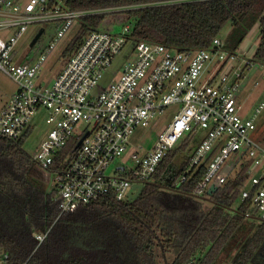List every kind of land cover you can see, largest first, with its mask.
Segmentation results:
<instances>
[{"label":"built area","instance_id":"1","mask_svg":"<svg viewBox=\"0 0 264 264\" xmlns=\"http://www.w3.org/2000/svg\"><path fill=\"white\" fill-rule=\"evenodd\" d=\"M67 1L48 5V0H0V31L13 29L5 37L0 34V69L16 83L15 91L0 108V135L20 138L30 127L32 115L41 107L47 110L49 130L30 157L50 174L59 213L73 211L79 204L108 193L116 199L128 198V193L134 192L132 186L146 184L179 140L197 135L190 165L210 157L194 193L207 196L210 184L218 187L245 163L241 198L250 199L251 208L264 221V145L256 137L264 102L251 115L241 114L238 90L243 73L233 65L236 50L226 49L219 36L213 38L210 47L188 50L132 39L133 58L116 80L92 95L103 70L131 33L129 24L120 31L95 28L65 60L51 83L35 84L41 63L67 28L85 14L109 9H69ZM45 21L59 22L56 37L35 61H16L14 46L28 24ZM257 42L252 45L248 41L253 50L242 56L245 67L256 63L250 58ZM169 105L176 107L171 121L145 153L133 150L134 167L119 165L115 171L122 173H107L113 159L126 150L135 128L147 125L153 115ZM81 120L91 126L77 133L74 128ZM69 143L74 149L64 151ZM46 232L35 233V238L41 241ZM7 256L0 253V264H5Z\"/></svg>","mask_w":264,"mask_h":264},{"label":"trees","instance_id":"2","mask_svg":"<svg viewBox=\"0 0 264 264\" xmlns=\"http://www.w3.org/2000/svg\"><path fill=\"white\" fill-rule=\"evenodd\" d=\"M56 0H48V5ZM69 9L120 8L131 24L129 39H146L188 50L210 47L223 35V46L235 51L258 23V42L250 58L264 65V0H68ZM105 11L79 18L66 44V59ZM59 25V22H57ZM229 25L226 33L224 28ZM263 128L257 139L264 145ZM30 127L18 139L0 135V253L5 264H248L264 261V221L245 223L254 213L241 198L245 167L203 198L194 193L207 160L190 165L195 145L189 136L162 158L150 181L134 198L112 193L59 213L52 186L32 173L35 163L23 149ZM188 148L189 153L179 155ZM74 149L69 143L64 151ZM177 158V159H176ZM182 176L184 179L181 180ZM203 200L210 201L208 209ZM46 232L41 241L35 233ZM235 248V252L230 254ZM229 258V259H228ZM225 260H228L227 263Z\"/></svg>","mask_w":264,"mask_h":264},{"label":"rangeland","instance_id":"3","mask_svg":"<svg viewBox=\"0 0 264 264\" xmlns=\"http://www.w3.org/2000/svg\"><path fill=\"white\" fill-rule=\"evenodd\" d=\"M14 1L23 3L26 0ZM105 12L106 13L104 14V17L97 25V28L107 29L109 31H120L125 24L131 25L129 20L124 17V14L120 8L107 9ZM79 25L80 23L78 20L74 21L67 28L63 36L54 42L53 48L46 55L45 60L41 63L37 76L34 78L35 84L39 83L41 85H48L51 83L54 75L63 67L65 58L61 53L66 44L79 28ZM40 29H43V31L35 40V42L31 44L32 40ZM228 29L229 25L224 28L223 32L226 33ZM57 30L58 24L56 21L35 22L28 24L27 29L22 33L15 43L13 54L14 59L16 61H35L36 58H38L42 53L43 49L52 42L53 38L56 37ZM11 31H13V29L5 28L0 31V34L5 37L11 33ZM218 36L223 39V35ZM258 38V23H256L236 49V59L233 62L234 67L237 70H241L243 73V76L240 79V87L238 90V100L242 104L241 114L243 116L251 115L255 107L259 103L264 102V78H262L264 73V65L256 62L245 67V60L242 58V56L248 55L250 51L253 50H251L250 44L248 46V41L251 40L252 45H255V42L258 41ZM132 46L133 40L129 39L124 44L121 51L113 57L110 64L103 70L96 85L92 88V95L99 94L103 88L107 87L112 81L119 77L125 63L133 58ZM15 87V81L0 69V104L10 95V91H12ZM175 111L176 107L174 105H169L165 107L161 113H156L153 115L149 119L147 125L136 127L130 137V142L126 147V150L121 155L113 159L107 170V173H122V171H115V167L119 165L125 166L126 169L133 168L135 165V161L131 157L133 150L137 148L138 152L143 154L148 149H150L153 146L158 133L162 131L171 121ZM46 113L47 110L44 107H41L32 115L30 119V131L22 145L23 149L29 154L34 152L35 148L40 144L49 130L50 126L45 122ZM261 121L264 122V109L261 114H259L257 119L258 131L263 128V124H260ZM85 126L90 127L91 124L84 120L77 122L74 128L75 132L79 133ZM201 134L202 132H198V135ZM180 141L181 140H179L177 143ZM187 141L188 147H192V145H195L198 141L197 135L191 136ZM139 145H141L142 148L139 149ZM188 153V148L183 149L177 157ZM32 173L36 174L35 176L43 186L48 187L52 185L50 174L44 169L35 165L32 169ZM210 205V201L203 200V207L205 209H208ZM258 220H260L259 212H251L250 216H246L244 218V222L239 228L238 232H242L245 223H256ZM234 249L235 248H233L230 254L235 252ZM227 261L228 260H225L226 263Z\"/></svg>","mask_w":264,"mask_h":264},{"label":"water","instance_id":"4","mask_svg":"<svg viewBox=\"0 0 264 264\" xmlns=\"http://www.w3.org/2000/svg\"><path fill=\"white\" fill-rule=\"evenodd\" d=\"M43 31V29H40L39 32L36 34V36L34 37V39L32 40L31 44H33L35 42V40L38 38V36L41 34V32ZM81 141V139L78 141V143ZM152 182V181H147ZM145 184L141 183V184H137V185H133L132 188L134 189V192H130L128 193V198H134L135 196H137L139 194V192L142 190V188L144 187ZM217 188V186L212 183L210 184V186L207 189V193L210 194L212 193L215 189ZM203 198H209L208 196H202Z\"/></svg>","mask_w":264,"mask_h":264},{"label":"flooded vegetation","instance_id":"5","mask_svg":"<svg viewBox=\"0 0 264 264\" xmlns=\"http://www.w3.org/2000/svg\"><path fill=\"white\" fill-rule=\"evenodd\" d=\"M248 264H264V261H260V259H253L252 261H249Z\"/></svg>","mask_w":264,"mask_h":264},{"label":"crops","instance_id":"6","mask_svg":"<svg viewBox=\"0 0 264 264\" xmlns=\"http://www.w3.org/2000/svg\"><path fill=\"white\" fill-rule=\"evenodd\" d=\"M55 76V75H54ZM54 78V77H53ZM15 89H16V87L12 90V91H10V95L15 91ZM10 95L0 104V108L2 107V105L6 102V100L10 97Z\"/></svg>","mask_w":264,"mask_h":264}]
</instances>
